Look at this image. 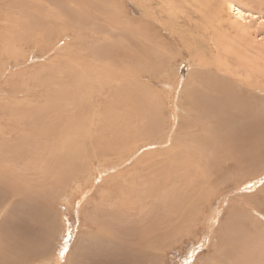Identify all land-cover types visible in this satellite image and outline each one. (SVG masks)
<instances>
[{"label": "rangeland", "instance_id": "1", "mask_svg": "<svg viewBox=\"0 0 264 264\" xmlns=\"http://www.w3.org/2000/svg\"><path fill=\"white\" fill-rule=\"evenodd\" d=\"M263 53L264 0H0V264H234L264 244ZM143 191L161 202L115 223Z\"/></svg>", "mask_w": 264, "mask_h": 264}, {"label": "bare ground", "instance_id": "2", "mask_svg": "<svg viewBox=\"0 0 264 264\" xmlns=\"http://www.w3.org/2000/svg\"><path fill=\"white\" fill-rule=\"evenodd\" d=\"M166 1V0H165ZM167 1H169V0H167ZM173 1V0H172ZM193 2H200V4H201V2L203 1H206V0H192ZM171 2V1H170ZM175 2V1H174ZM228 4H227V6H228V9H235V11L237 12L235 15H238L237 16V18L238 19H240V21H245V18H244V13H243V11L241 10V9H239L238 7H236L232 2H230V1H228L227 2ZM167 4V3H166ZM170 5V4H169ZM191 5H192V3H191ZM160 6V5H159ZM168 6V5H167ZM171 6V5H170ZM208 6V5H207ZM108 8V7H107ZM199 8V7H198ZM148 9V8H147ZM227 9V10H228ZM111 11V10H110ZM130 19V18H129ZM149 21V20H148ZM117 24V23H116ZM240 24V23H239ZM242 24V23H241ZM239 27V26H238ZM247 28V27H246ZM139 29V28H138ZM240 29H242V27L240 28ZM243 29H245V28H243ZM149 31V30H148ZM245 31V30H244ZM236 34V33H235ZM154 35V34H153ZM146 38V37H145ZM12 43V42H11ZM223 44V43H222ZM220 45V44H219ZM63 49V48H62ZM264 59V53H263V56L262 57H259V59ZM246 59V61L248 62V60H247V58H245ZM241 61H243V59L241 60ZM250 62V61H249ZM253 62V61H252ZM252 62H250V63H252ZM255 62V61H254ZM241 63V62H240ZM199 64V63H198ZM247 64V63H246ZM223 65V64H222ZM260 65V64H259ZM242 66H244V65H242ZM247 66V65H246ZM252 66V65H251ZM225 67V66H224ZM248 67H250V66H248ZM254 67V66H253ZM255 68V67H254ZM219 69V68H218ZM226 69V68H225ZM230 69V68H229ZM238 69H239V67H238ZM241 69H242V67H241ZM256 69V68H255ZM253 70V69H252ZM257 71H259L258 69H257ZM252 72V71H251ZM241 73V72H240ZM243 73V72H242ZM262 73V72H261ZM222 74V73H221ZM230 74V73H229ZM249 74V73H248ZM234 75V74H233ZM237 75V73L235 74V76ZM253 75H254V73H253ZM262 75V74H261ZM264 75V74H263ZM248 76V75H247ZM246 76V77H247ZM237 77V76H236ZM239 77V76H238ZM249 77H250V75H249ZM258 77V76H257ZM241 78V77H240ZM243 78V77H242ZM36 79V78H35ZM235 79V78H234ZM247 80V79H246ZM246 80H243V82L244 81H246ZM249 80V79H248ZM248 80H247V82H248ZM29 81V80H28ZM21 82V81H20ZM24 82V81H23ZM253 82V81H252ZM28 83V82H27ZM14 84V83H13ZM25 84H26V81H25ZM133 84V83H132ZM18 85V84H17ZM27 85V84H26ZM126 87L128 86L129 88L131 87L130 86V82L129 83H125L124 84ZM138 85V84H137ZM125 88V87H124ZM118 89V88H117ZM136 89V88H135ZM138 90V89H137ZM253 91V90H252ZM78 92V91H77ZM248 93V92H247ZM121 95V94H120ZM64 96V95H63ZM74 97V96H73ZM144 98V97H143ZM70 99V98H69ZM68 99V100H69ZM25 100V99H24ZM63 100V99H62ZM122 102V101H121ZM142 102V101H141ZM118 103V102H117ZM17 104V103H16ZM150 104V103H149ZM118 105V104H117ZM156 107V106H155ZM30 109V108H29ZM39 111H40V109H39ZM156 111H157V109H156ZM160 112V111H159ZM1 115V114H0ZM211 115V114H210ZM17 119H19V121H22V123H24L25 121H27V119H26V117L23 119V116H19ZM31 119V118H30ZM24 121V122H23ZM34 121V120H33ZM19 122H17V124H18ZM15 124V123H14ZM19 125V124H18ZM33 125V124H32ZM70 125V124H69ZM135 125V124H134ZM160 125H161V123H160ZM23 126H24V124H23ZM52 127V126H51ZM68 127L69 126H66V127H63L64 129H68ZM72 127V126H71ZM70 127V128H71ZM125 129V128H124ZM128 129V128H127ZM19 131H20V133H26L25 135H27V134H29L31 137L32 136H34V134H33V132L31 131H29L28 129H19ZM129 131H131V130H129ZM260 131V130H259ZM133 132V131H132ZM15 133V132H14ZM23 134V135H24ZM138 134V133H137ZM143 134V133H142ZM25 135L24 136H21V137H24L25 138ZM75 135H76V133H75ZM77 136V135H76ZM79 136V135H78ZM20 137V136H19ZM80 137V136H79ZM138 137V136H137ZM131 138H133V137H131ZM208 138V137H207ZM213 138V137H212ZM28 139V138H27ZM32 139H33V137H32ZM79 139V138H78ZM67 140V139H66ZM73 140H74V137L73 138H69V140L68 141H63V139H62V141L60 140V142H62V146L60 147V148H58V149H54V148H51L50 149V152L52 151V150H55V153H57V154H61L62 155V151H75V153H77V151L78 152H80L79 150H78V148H76V146L74 147V145L72 146L71 145V142H73ZM26 141V140H25ZM27 141H29V140H27ZM33 141V140H32ZM77 141V140H76ZM80 141H81V139H80ZM206 141V140H205ZM132 142V141H131ZM59 143V142H58ZM125 143V142H124ZM29 144H31L30 142H29ZM43 144V143H42ZM57 144V143H56ZM81 144H82V142H81ZM208 144H209V142H208ZM76 145V144H75ZM79 147H80V145H78ZM171 146V145H170ZM206 146V145H205ZM204 146V147H205ZM30 147H33V148H35V149H33V151L34 150H36V154L37 155H39V153H38V151H37V147H38V149L40 148V146H39V143L38 144H36V143H32L31 145H30ZM46 146L44 145V148H45ZM51 147H53V146H51ZM54 147H56V145L54 146ZM83 147V146H82ZM221 147V146H220ZM220 147H219V149H220ZM233 147H235V146H233ZM237 147H238V145H237ZM57 148V147H56ZM118 149V148H117ZM194 149H195V147H194ZM197 149V148H196ZM204 149V148H203ZM224 149H226V148H224ZM223 149V150H224ZM198 150H200V151H202L201 150V148L200 149H198ZM216 149H213V151H215ZM222 150V151H223ZM43 151V150H42ZM212 151V152H213ZM226 151V150H225ZM225 151H223L222 153L224 154V153H227V151L225 152ZM85 152V151H84ZM211 152V151H210ZM70 153V152H69ZM86 153V152H85ZM35 154V153H34ZM34 154H32V155H34ZM78 154V153H77ZM203 154V153H202ZM212 154V153H211ZM214 154H215V156H216V154H218V152H214ZM72 155V154H71ZM82 155V154H81ZM220 155H221V153H220ZM225 155V154H224ZM257 155V154H256ZM51 156H53V155H51ZM64 156V155H63ZM77 156V155H76ZM208 156H210V155H208ZM214 156V155H213ZM259 156V155H258ZM38 157V156H37ZM78 157L79 156H77V159H78ZM200 157V156H199ZM260 157V156H259ZM129 157H126V159H128ZM32 170H34V171H36L37 172V174H38V172H40L41 174H44V173H46V166H47V163H46V157H44V159H43V161H42V159H41V156H39L38 158H36L35 160H34V158L32 157ZM206 159V158H205ZM169 160V159H168ZM209 160V159H208ZM56 161V160H55ZM75 161V160H74ZM73 161V162H74ZM77 161V160H76ZM126 161V160H125ZM142 161V160H141ZM227 161V160H226ZM229 161V160H228ZM232 161H234V160H232ZM44 162H45V164H44ZM78 163H79V165L80 166H83V163L81 162V160H80V162L79 161H77ZM76 162V163H77ZM75 163V162H74ZM215 163V162H214ZM235 163H237V162H235ZM239 163V162H238ZM216 164V163H215ZM223 164H226V162L225 163H223ZM76 165V164H75ZM78 165V164H77ZM11 166V165H10ZM76 167V166H75ZM239 167V166H238ZM31 168H27L28 170H31ZM45 168V169H44ZM191 168V167H190ZM27 170V171H28ZM98 170V169H97ZM185 170V169H184ZM219 170V169H218ZM185 172H186V170H185ZM243 172V171H242ZM39 173V174H40ZM199 173V172H198ZM36 174V173H35ZM40 174V175H41ZM74 174V173H73ZM45 175V174H44ZM187 175V174H186ZM35 176V175H34ZM85 176V175H84ZM198 176V175H197ZM228 176V175H227ZM230 176V175H229ZM39 177V176H38ZM61 178H62V176H61ZM227 178V177H226ZM233 178V177H232ZM231 178V179H232ZM41 179V178H40ZM39 179V180H40ZM58 179H60V177L58 178ZM260 179V180H259ZM259 179H254V180H252L253 181V186H256V187H258V183L259 182H262L264 179L263 178H259ZM42 180V179H41ZM64 180V179H63ZM184 180H185V178H184ZM190 180V179H189ZM259 180V181H258ZM135 181H136V179H135ZM252 181H251V183L250 184H252ZM256 181V182H255ZM44 182V181H43ZM61 182H62V179H61ZM94 181L92 180V178H89L87 181H86V185H88V184H91L92 185V183H93ZM117 183H118V181H116ZM95 183V182H94ZM206 183V182H205ZM182 184H184V183H182ZM186 184V183H185ZM55 185V184H54ZM153 185H154V183H153ZM156 185H157V183H156ZM245 185V184H244ZM246 185H249L248 183L246 184ZM202 186V185H201ZM252 185H249V187H253ZM30 187V186H29ZM147 187V186H146ZM155 187V186H154ZM194 187V186H193ZM256 187H253V189L252 190H254ZM79 188H80V186H79ZM90 188L91 187H86L85 186V188L83 189V188H80L78 191H76V192H78V195L80 196V194H79V192L81 193V195L83 196L84 194H86V192L88 191V190H90ZM143 188V187H142ZM173 188V187H172ZM171 188V189H172ZM147 189V188H146ZM153 189V188H152ZM157 189V188H156ZM159 189V188H158ZM175 189V188H174ZM191 189V188H190ZM176 190V189H175ZM193 190V189H192ZM72 191H74V190H72ZM72 191L70 192V193H72ZM135 191V190H134ZM155 191V190H154ZM161 191V189H159V192ZM170 191V190H169ZM194 191V190H193ZM204 191V190H203ZM207 191V190H206ZM219 191V190H218ZM244 191V190H243ZM248 191V190H247ZM246 191V192H247ZM69 192V191H68ZM149 192H151V191H149ZM148 191L146 192V191H143L142 193L140 192V193H138V192H136V193H138V195H135L134 197H133V199H132V195L130 194V193H128V195H126V196H124V197H128L123 203H120V205H119V203H118V205H116V211H118V212H116V214H115V217H114V219L115 220H113V221H115V223H119V225H122V226H127L128 225V223H129V221L130 220H132V219H134L135 217H142V216H145V218H147V216L146 215H148L149 213H150V211H151V206H152V203L153 202H161V200H160V196H161V193H158V194H155L154 196H149V194H152L153 195V193H149ZM167 192V191H166ZM165 192V193H166ZM69 193V194H70ZM171 193L173 194V193H175V192H173V191H171ZM189 193V192H188ZM194 193H196V192H194ZM199 193V192H198ZM74 194H76V193H74ZM197 194V193H196ZM176 195V194H175ZM209 195V194H208ZM219 195V194H218ZM79 196H78V199H79ZM165 196H167V194L165 195ZM169 196V195H168ZM173 197H174V195H173ZM176 197V196H175ZM199 198H201L200 197V195L198 196ZM236 197V196H235ZM170 198H172V196H170ZM186 198V197H185ZM190 198V197H189ZM197 198V197H196ZM206 198V197H205ZM81 199V198H80ZM165 199H166V197H165ZM178 199V198H177ZM187 199H188V197H187ZM189 200V199H188ZM191 200H192V197H191ZM201 200L203 201L204 199H203V197L201 198ZM173 201V200H172ZM205 202H206V200H204ZM227 201H229V200H227ZM233 201V200H232ZM118 202V201H117ZM116 202V203H117ZM165 202H166V200H165ZM171 202V201H170ZM189 202V201H188ZM188 202H186L185 204H187ZM191 202V201H190ZM78 203V202H77ZM193 203V202H192ZM83 204V203H82ZM205 204V203H204ZM233 204V203H232ZM243 204V203H242ZM101 205V204H100ZM155 205V204H154ZM188 205H190L189 203L186 205L187 207H189ZM76 206H77V204H76ZM229 206V205H228ZM96 207V206H95ZM192 207V206H191ZM232 207V206H231ZM252 207V206H251ZM9 208H11L10 206H9ZM103 208V207H102ZM193 208V207H192ZM230 208V207H229ZM96 209V208H95ZM94 209V210H95ZM100 209V208H99ZM194 209V208H193ZM192 209V210H193ZM185 210H186V208H185ZM191 210V211H192ZM183 211V210H182ZM194 211H195V209H194ZM197 211V210H196ZM238 211V210H237ZM97 212V211H96ZM104 212V211H103ZM198 213H199V211H197ZM196 212V213H197ZM90 213V212H89ZM95 213V212H94ZM93 213V214H94ZM118 213V214H117ZM237 214V213H236ZM95 215V214H94ZM170 215V214H169ZM180 215V214H179ZM191 215V214H190ZM96 216H97V213H96ZM95 216V217H96ZM105 216V215H104ZM191 216H193V215H191ZM89 217H90V219H94V217H93V215L91 216V214L89 215ZM98 219H96L97 221L96 222H104L103 220H101V219H103V217L100 215H98ZM106 217V216H105ZM104 217V218H105ZM112 217V216H111ZM107 218V217H106ZM109 218V217H108ZM180 218V217H179ZM195 218H196V216H195ZM88 219V218H87ZM186 219V218H185ZM108 220V219H107ZM190 220V219H189ZM109 222V221H108ZM167 222V221H166ZM114 223V224H115ZM127 224V225H126ZM161 224V223H160ZM180 224V223H179ZM189 224V223H188ZM81 226H83V224L81 225ZM129 226V225H128ZM132 226V225H131ZM130 226V227H131ZM108 227V226H107ZM85 229V228H84ZM115 229V228H114ZM123 229V228H122ZM128 229H129V227H128ZM39 230V229H38ZM130 230H132V229H130ZM88 231H89V229H88ZM124 231V230H123ZM126 231V230H125ZM146 234L148 233H150V232H145ZM151 233H153V232H151ZM25 234H27V233H25ZM142 234H144L143 232H142ZM141 234V235H142ZM146 234H144V235H146ZM147 234V235H148ZM153 234H156V233H153ZM260 234V233H259ZM137 235V234H136ZM135 235V236H136ZM139 235H140V233H139ZM150 235H152V234H149L148 235V237L150 236ZM157 235H154V237H156ZM86 237V236H85ZM143 237V236H142ZM151 237V236H150ZM87 238V237H86ZM91 238V237H90ZM137 238H138V236H137ZM140 238V237H139ZM144 238H146V236L144 237ZM152 238V237H151ZM257 239V238H256ZM25 240V239H24ZM53 240V239H52ZM150 240V239H149ZM28 241V240H27ZM45 241H47V240H45ZM83 241V240H82ZM86 241V240H85ZM119 241V240H118ZM125 241V240H124ZM260 241V242H259ZM129 242V241H128ZM148 242V241H147ZM263 242V241H262ZM37 243V242H36ZM44 243V242H43ZM79 243V242H78ZM86 243V242H85ZM84 245V244H83ZM93 245V244H92ZM135 245V244H134ZM139 245V244H138ZM137 245V246H138ZM241 245H243V246H246V245H244V243H242ZM129 246V245H128ZM69 247V246H68ZM75 247H77L78 248V246H77V243H75V246H74V248ZM132 247V246H131ZM135 247V246H134ZM133 247V248H134ZM228 247V246H227ZM248 247V246H247ZM251 249H250V251L248 252V251H245V253L242 255H240V258L239 259H235L234 261H233V263L234 264H264V244L263 243H261V240H257V242L255 243V245L253 246H249ZM248 247V248H249ZM74 248H73V250H74ZM76 248V251L78 250ZM89 248V247H88ZM114 248V247H113ZM132 248V249H133ZM139 250H140V247H137ZM137 248H135V249H137ZM90 249V248H89ZM91 249H93V248H91ZM144 249V248H143ZM238 249V248H237ZM242 249V248H241ZM17 250V249H16ZM21 250V249H20ZM42 250H44V247L42 248ZM22 251V250H21ZM49 251V250H48ZM63 251V250H62ZM102 251V250H101ZM44 252H46V250L44 251ZM66 252V251H65ZM73 252V251H72ZM78 252V251H77ZM88 252V251H87ZM233 252V251H232ZM63 253V252H62ZM96 254V253H95ZM47 255V254H46ZM62 255H64V254H62ZM71 255H73V254H71ZM234 255H235V253H234ZM231 256H233V255H231ZM54 257H56V256H54ZM69 257V256H68ZM74 257L76 258V259H74L73 258V256H71L70 257V259L67 261H65V262H67L66 264H84V262H82L83 260L81 259L82 257H80L79 258V255L78 254H76L75 255V253H74ZM41 258V257H40ZM233 259V258H232ZM85 261V260H84ZM87 262V261H86ZM154 263V262H153ZM155 264V263H154ZM200 264V263H199ZM229 264H232V263H230L229 262Z\"/></svg>", "mask_w": 264, "mask_h": 264}]
</instances>
